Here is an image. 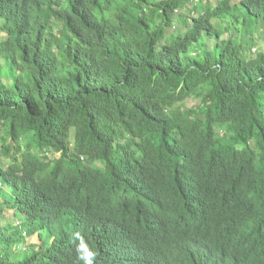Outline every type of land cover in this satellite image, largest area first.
<instances>
[{
    "label": "trees",
    "instance_id": "1",
    "mask_svg": "<svg viewBox=\"0 0 264 264\" xmlns=\"http://www.w3.org/2000/svg\"><path fill=\"white\" fill-rule=\"evenodd\" d=\"M262 39L264 0H0V264H264Z\"/></svg>",
    "mask_w": 264,
    "mask_h": 264
},
{
    "label": "clouds",
    "instance_id": "2",
    "mask_svg": "<svg viewBox=\"0 0 264 264\" xmlns=\"http://www.w3.org/2000/svg\"><path fill=\"white\" fill-rule=\"evenodd\" d=\"M33 1H34V4H35L36 1H44V0H33ZM84 248H87V254L84 257V264H93V259L95 258L96 253L94 251L90 250L88 245H85L83 243V238H82L81 239V243L78 245V252H79V249H84Z\"/></svg>",
    "mask_w": 264,
    "mask_h": 264
},
{
    "label": "rangeland",
    "instance_id": "3",
    "mask_svg": "<svg viewBox=\"0 0 264 264\" xmlns=\"http://www.w3.org/2000/svg\"><path fill=\"white\" fill-rule=\"evenodd\" d=\"M213 1H214V0H211V2H213ZM258 44H259L258 46H259L262 50H264V39H262L260 42H258ZM258 46H257V47H258ZM257 47L254 48V49H252L251 54L254 55V52L256 51ZM187 102H188L187 104H191V103H192L190 100H188Z\"/></svg>",
    "mask_w": 264,
    "mask_h": 264
}]
</instances>
